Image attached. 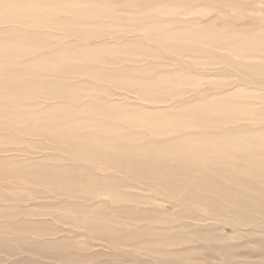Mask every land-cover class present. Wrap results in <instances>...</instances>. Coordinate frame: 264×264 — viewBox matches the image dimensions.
<instances>
[{
    "label": "rangeland",
    "instance_id": "1",
    "mask_svg": "<svg viewBox=\"0 0 264 264\" xmlns=\"http://www.w3.org/2000/svg\"><path fill=\"white\" fill-rule=\"evenodd\" d=\"M0 264H264V0H0Z\"/></svg>",
    "mask_w": 264,
    "mask_h": 264
},
{
    "label": "bare ground",
    "instance_id": "2",
    "mask_svg": "<svg viewBox=\"0 0 264 264\" xmlns=\"http://www.w3.org/2000/svg\"><path fill=\"white\" fill-rule=\"evenodd\" d=\"M43 87V86H42ZM214 107V106H213ZM213 107H207L208 108V110L209 109H211V108H213ZM101 109V108H100ZM190 110H192V109H189V108H187L186 109V112H191ZM104 112L103 113H105V114H109V115H112V116H114V117H118V118H121V117H123V116H126V114L123 112V111H121V112H118L117 110H116V108L115 107H112V108H108V109H104L103 110ZM213 111H215V108H213ZM102 113V112H101ZM133 114V116L132 117H134L135 116V114H136V112H132V113H130L129 112V115H132ZM137 116H140V115H137ZM157 119V118H156ZM165 119V118H164ZM158 121H154V124H156V126H157V124H163V123H165V125H168V124H170V125H172V124H181L182 122H179V121H173L171 118H169V119H167V120H162V118H159V119H157ZM150 121H152V120H150ZM262 135L260 134V133H256V134H254V137H261ZM251 138H252V136H251ZM225 139H227V138H224V141H228V140H225ZM179 143H181V142H179ZM70 151H72L73 152V156L75 157V158H78V157H80V156H82L83 155V153H84V150L82 149V148H75L74 150H72V149H70ZM111 158V157H110ZM112 159H114V160H117V162H118V164H120L121 166H125V167H129L130 168V170H133V171H136V170H139L140 168L142 169V170H144V172H146L147 174L148 173H151V171H152V169L151 168H149V167H146L147 165H143L142 164V162H138V161H133V162H127V161H125V160H123V159H121V158H118V156H117V158L115 159V156L114 157H112ZM47 177H49V176H46L45 177V179L43 180V182H44V184H46V185H48V186H53L52 185V183H49L47 180H48V178ZM46 180V181H45ZM53 187H55V186H53Z\"/></svg>",
    "mask_w": 264,
    "mask_h": 264
}]
</instances>
